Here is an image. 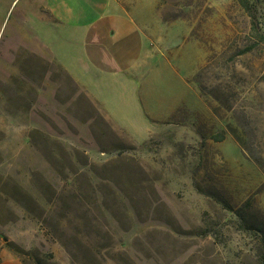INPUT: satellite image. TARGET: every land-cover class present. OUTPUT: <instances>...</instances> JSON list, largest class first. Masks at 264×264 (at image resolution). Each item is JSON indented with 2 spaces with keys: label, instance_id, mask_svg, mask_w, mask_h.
<instances>
[{
  "label": "rangeland",
  "instance_id": "374dc122",
  "mask_svg": "<svg viewBox=\"0 0 264 264\" xmlns=\"http://www.w3.org/2000/svg\"><path fill=\"white\" fill-rule=\"evenodd\" d=\"M16 4L0 0V264H262L220 201L253 197L264 222V43L247 51L264 0L145 5L131 81L61 42L58 65Z\"/></svg>",
  "mask_w": 264,
  "mask_h": 264
},
{
  "label": "crops",
  "instance_id": "0c3cea01",
  "mask_svg": "<svg viewBox=\"0 0 264 264\" xmlns=\"http://www.w3.org/2000/svg\"><path fill=\"white\" fill-rule=\"evenodd\" d=\"M9 2L12 3L11 7L15 3L16 7L20 5L18 19L22 20L19 27L22 32L30 21L34 23V39L41 46L47 44L45 35L49 33V54L63 68H69V65L58 55L57 42H61L64 48H78L83 52V59L78 64L80 67L86 66L92 74L107 75L115 80L127 78L131 81L148 64L147 46L150 41L147 35L150 24L146 25L147 14L144 11L145 5L149 10L158 9L157 0ZM188 31L190 34L189 26ZM69 73L89 92L83 84L85 81L71 71ZM183 80L187 83V80Z\"/></svg>",
  "mask_w": 264,
  "mask_h": 264
},
{
  "label": "trees",
  "instance_id": "16d2710c",
  "mask_svg": "<svg viewBox=\"0 0 264 264\" xmlns=\"http://www.w3.org/2000/svg\"><path fill=\"white\" fill-rule=\"evenodd\" d=\"M253 31H257V34H258L257 37H259L258 38L259 40H258V42H255L254 46L250 47L249 50H247V51L254 49L256 47L255 45L258 46L260 43H264V35H262L258 31L257 25L253 26ZM194 35L195 34H193V36ZM199 88H200V92L202 93V95L206 97L207 94L205 92L204 86L199 84ZM225 137H226L225 133L221 132V133L212 135L211 140H213L214 142H222L225 140ZM255 162L260 166L261 163L257 159H255ZM253 202H254L253 197H250L241 207L236 208L228 200L220 201V203L223 205V207L225 209H227L231 214H233L241 222V224L245 225L247 230L256 231L259 233L258 235L261 239V245H262V252H261V256H260L261 257L260 261L262 264H264V222L252 221L253 213L251 211H252V207H253Z\"/></svg>",
  "mask_w": 264,
  "mask_h": 264
}]
</instances>
